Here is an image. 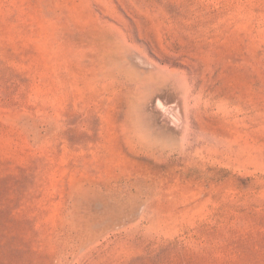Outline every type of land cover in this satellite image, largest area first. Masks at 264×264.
I'll return each mask as SVG.
<instances>
[{
    "label": "rangeland",
    "instance_id": "374dc122",
    "mask_svg": "<svg viewBox=\"0 0 264 264\" xmlns=\"http://www.w3.org/2000/svg\"><path fill=\"white\" fill-rule=\"evenodd\" d=\"M0 264H264V0H0Z\"/></svg>",
    "mask_w": 264,
    "mask_h": 264
}]
</instances>
